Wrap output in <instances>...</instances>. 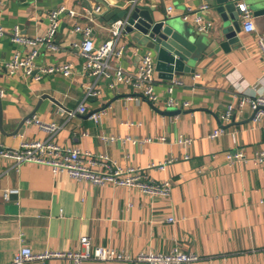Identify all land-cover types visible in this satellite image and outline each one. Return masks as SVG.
Here are the masks:
<instances>
[{
  "label": "crops",
  "instance_id": "obj_1",
  "mask_svg": "<svg viewBox=\"0 0 264 264\" xmlns=\"http://www.w3.org/2000/svg\"><path fill=\"white\" fill-rule=\"evenodd\" d=\"M244 1L253 12L251 1ZM0 2V25L6 32L0 44V143L15 149L24 140L47 139L49 134L32 120L36 116L44 123L57 124L60 129L54 140L59 145L107 157L123 169L139 168L149 182L171 184L168 196L151 195L137 186H96L37 165L16 168L10 160L0 158V264H12L23 247L34 252H74L84 236L93 246L113 248L132 258L141 253L167 254L177 248L198 257L189 264H264V164L257 162L264 153V119L255 120L249 103L240 106L245 98L264 95V58L259 49L264 18L254 16L256 32L245 33L241 28L240 46L231 45L229 52L210 47L208 55H201L193 64L195 74L168 83L156 72L155 89L162 100L153 105L132 85L112 89L110 80L103 77L97 84L98 94L87 96L95 79L83 70L82 35L75 27L90 26L99 47L111 38V22L97 17L91 20V11L102 6L104 13L106 5L120 10L138 7L157 21L182 22L195 36L197 30L182 14L208 4L213 25L204 34L214 40L225 25L216 0ZM62 6L76 11L77 16L60 18L54 38L58 51L45 42L39 44L37 66L69 62L72 75L45 74L40 80L22 72L10 75L5 65L14 53H29L11 41V32L18 27L28 38L45 37L51 12ZM169 6L175 7L174 13L167 11ZM121 43L126 53L111 64L134 78L141 52L137 49L146 48L130 46L125 36ZM170 86L172 94L168 93ZM169 97L188 102L189 108H167ZM82 103L87 112L70 117ZM230 104L235 110L226 121L223 115ZM100 111L104 114L96 123L91 115ZM215 130L224 133L209 138ZM180 138L192 139V143L178 144ZM236 151L244 159L230 162L227 153ZM169 160L163 171L150 168ZM6 190L18 192L6 200ZM171 217L174 222L168 221ZM27 264L72 263L50 259Z\"/></svg>",
  "mask_w": 264,
  "mask_h": 264
},
{
  "label": "built area",
  "instance_id": "obj_2",
  "mask_svg": "<svg viewBox=\"0 0 264 264\" xmlns=\"http://www.w3.org/2000/svg\"><path fill=\"white\" fill-rule=\"evenodd\" d=\"M241 11L240 22L241 28L245 33L256 32L255 17L250 7L244 0H235ZM1 5V2H0ZM104 8L97 6L90 15L91 20L96 15L102 13ZM167 11L172 14L175 12L174 6H169ZM210 6L202 4L196 9H188L182 14V18L191 23L198 33H209L212 29V20L208 17ZM70 17L77 16V12L70 10L65 6L51 12L49 16V29L43 38H28L20 32L18 27L11 32V41L19 46L25 47L29 53L24 56L22 52L16 51L10 61L6 63V68L10 75L22 72L25 76L33 77L35 80H40L45 74L60 73L65 77H70L73 73V65L69 62L54 66H37V57L39 54V44L47 43V46L58 51V46L54 44L55 35L60 26V18L64 15ZM128 19H118L110 23L109 31L111 38L99 47H96L93 41V30L90 26H76L75 31L82 35V42L79 46L81 56L83 58V70L95 79V82L87 89V96H96L98 94L97 84L103 77L110 80L109 87L117 88L119 85H132L138 89L142 97L146 98L153 105H158L161 102V94L156 92V56L152 50L137 49L139 55L138 68L135 77L132 78L124 73L120 68H114L111 62L113 59L122 58L126 49L122 46V38ZM5 30L0 25V44L5 36ZM260 54L264 58V40L259 41ZM168 93L172 94V87H168ZM249 103L254 110L255 120L264 119V95H259L254 98H245L240 101V106ZM188 102H180L173 97H169L165 101V106L169 109H188ZM235 110V106L230 104L226 107L223 119L228 121L231 119ZM87 112V107L82 103L75 112L69 114L74 117L77 114ZM103 111L93 113L91 119L99 123ZM33 122L43 131L49 134L47 139L39 140H24L20 147L11 149L0 143V158L10 160L16 168L22 165H37L40 167L49 168L54 174L67 173L73 179L79 181H87L96 186H105L108 184L117 186H137L142 192L151 195L168 196L171 191L170 182H155L145 180V176L141 169L129 167L123 169L116 163L108 162L107 157H93L89 153L82 151L80 148L72 146H62L55 142V136L60 129L57 124H47L42 122L36 116L33 117ZM223 130H215L209 138L214 139L221 136ZM151 141V139H148ZM192 139L180 138L178 144L190 145ZM227 159L230 162L244 159V154L240 151L227 153ZM171 160L163 163H153L150 168L163 171ZM259 164H264V153L257 157ZM17 190H6L4 198L9 200L12 194L17 193ZM168 221L174 222V218H169ZM50 259H67L72 264H84L87 261L97 262H141L145 264H189L198 260V257L186 253L180 249H174L172 252L163 253H141L136 258L130 255L119 252L113 248L102 246H93L89 237H81L80 248L74 252H58L45 251L34 252L29 247L21 248L15 255L12 264H27L32 262H43Z\"/></svg>",
  "mask_w": 264,
  "mask_h": 264
},
{
  "label": "water",
  "instance_id": "obj_3",
  "mask_svg": "<svg viewBox=\"0 0 264 264\" xmlns=\"http://www.w3.org/2000/svg\"><path fill=\"white\" fill-rule=\"evenodd\" d=\"M250 1L254 16L264 18V0ZM216 2L217 10L225 20V25L218 39L214 40L209 39L207 34L191 35L182 25L174 24L169 20L157 21L149 11L138 7L120 10L106 5V11L96 17L101 22H113L116 16L118 19L127 18L128 23L123 37L128 38L130 46H141L152 50L156 56L158 78L171 83L176 77L195 74L193 64L201 55H208V50L213 45L220 46L225 52L230 51L231 45L240 46L238 34L241 32V11L237 2L235 0H216Z\"/></svg>",
  "mask_w": 264,
  "mask_h": 264
},
{
  "label": "rangeland",
  "instance_id": "obj_4",
  "mask_svg": "<svg viewBox=\"0 0 264 264\" xmlns=\"http://www.w3.org/2000/svg\"><path fill=\"white\" fill-rule=\"evenodd\" d=\"M182 22H177V24L179 25V24H181ZM174 24H176V23H174ZM182 25V24H181Z\"/></svg>",
  "mask_w": 264,
  "mask_h": 264
}]
</instances>
